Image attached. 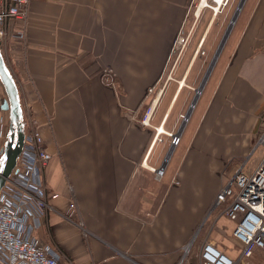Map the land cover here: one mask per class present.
<instances>
[{"label":"crops","instance_id":"obj_1","mask_svg":"<svg viewBox=\"0 0 264 264\" xmlns=\"http://www.w3.org/2000/svg\"><path fill=\"white\" fill-rule=\"evenodd\" d=\"M191 3L32 0L25 21L7 23L24 39L1 51L51 155L42 171L49 208L35 236L61 264H201L208 242L236 264H264L259 248L240 257L226 201L215 204L236 171L250 173L264 157V0L245 1L160 179L163 135L178 131L199 85L197 74L188 91L187 78L217 14L177 85L159 96L151 125L139 121L177 33L196 24ZM8 124L0 110L1 145ZM70 201L86 232L64 218Z\"/></svg>","mask_w":264,"mask_h":264},{"label":"built area","instance_id":"obj_2","mask_svg":"<svg viewBox=\"0 0 264 264\" xmlns=\"http://www.w3.org/2000/svg\"><path fill=\"white\" fill-rule=\"evenodd\" d=\"M31 1L0 0V49L5 47L10 38L24 39L22 31L8 32L7 23L11 20L25 21ZM224 2L226 4L228 0ZM191 6L194 7L195 20L202 10L210 9L216 14L214 0H192ZM194 24L195 21L188 31L180 28L173 42L167 66L172 62V67H176L192 40ZM170 78L168 76L167 80ZM164 89L165 85H156L147 90L150 105L140 120L142 125H151L155 106ZM4 99L5 93L0 83V105ZM182 115L180 114L181 117ZM23 118V147L15 169L0 191V264H61L58 253L47 242L35 236L41 224L40 220L49 208L44 200L42 171L51 155L44 148L39 123L29 111ZM155 129L158 136L159 129ZM165 134L172 138L171 144L179 143L177 133ZM3 145L0 143V154ZM154 171L160 179L163 168ZM225 201L224 214L235 222L233 237L242 243L240 257H250L255 248L264 253V157L250 173L240 169L236 171L217 194L215 204ZM75 211V203L70 201L63 216L84 230L83 224L75 219ZM186 252L185 248V255ZM199 257L201 264H236L234 259L209 242L202 246ZM177 264H184V258Z\"/></svg>","mask_w":264,"mask_h":264},{"label":"water","instance_id":"obj_3","mask_svg":"<svg viewBox=\"0 0 264 264\" xmlns=\"http://www.w3.org/2000/svg\"><path fill=\"white\" fill-rule=\"evenodd\" d=\"M246 0H240L231 19L206 67V70L199 82L197 89L191 99V102L186 110V113L180 122L178 127L177 135L180 136L191 112L197 103L199 95L203 90L205 83L207 82L219 56L220 53L235 25V22L242 10ZM0 83L5 93V99L0 105V110L7 111L9 116L8 131L6 135V140L4 142L1 155H0V191L5 185L6 180L10 177L11 173L16 167L17 159L21 153L23 143H24V118H23V108L20 99L19 90L15 78L7 65L2 51L0 49ZM173 145H170L168 151L163 160V168L167 161L169 160Z\"/></svg>","mask_w":264,"mask_h":264},{"label":"rangeland","instance_id":"obj_4","mask_svg":"<svg viewBox=\"0 0 264 264\" xmlns=\"http://www.w3.org/2000/svg\"><path fill=\"white\" fill-rule=\"evenodd\" d=\"M215 3L218 0H214ZM240 0H228V2L226 4H222V7L220 9V11L216 14L213 13L212 10L210 9H206V10H202L198 16V18L196 19V24H194V28H193V35H192V40L190 41L188 47L185 49V51L183 52L182 56L180 57L179 61L177 62L176 67H172V62H169V65L166 66L165 72L163 73V75L161 76V79L159 80V84H157L158 86H163L165 85V88L168 87L169 84L173 85L177 83L175 82L176 80L180 79L183 76V72L185 71L187 64L189 63L190 57L192 55V53L196 50L197 48V44L199 41V34L203 32V30L205 28L208 29V23L211 20V17L215 16V21L213 23V25L211 26V28L208 31V34L205 38L204 44L201 47L200 51H199V56L197 58V60L195 61V66L194 68H192L191 74L189 75V77L187 78V83L190 85V89H188V91L193 92L192 90H195L197 87V82L195 83V79L198 74L197 77V81L198 83L200 82L206 67L231 19V16L233 15L238 3ZM193 12H194V7L192 10V16L190 15L189 18L190 19H194L195 17L193 16ZM191 14V13H189ZM193 24V21H192ZM233 31V30H232ZM168 76H170L171 78L167 80ZM156 86V85H153ZM157 89V88H156ZM165 91V89H164ZM186 91L184 90L182 93V96H185ZM195 93V92H194ZM193 96L190 97V100L188 101V106L191 102ZM154 98V96H153ZM150 105V103H149ZM147 104V106H144L143 109V113H141V117L139 118V121L142 119V116L144 114V112L146 111V109L149 106ZM187 110V109H186ZM186 111L184 113H181V115H185ZM162 113L160 112V115ZM180 121H182L183 118H181V116H179ZM190 117V116H189ZM179 121V123H180ZM180 125V124H179ZM171 131H167V133H170ZM177 133V131H176ZM159 135V133H158ZM180 138V136H179ZM163 140H165V147L169 148V145H173L172 143V138L166 134L163 135ZM179 144V143H178ZM177 144V145H178ZM177 145H173V146H177ZM245 170V169H244ZM246 171V170H245ZM234 187V186H233ZM188 258V257H187ZM186 259H184V261H186V263L189 264V261ZM192 260V259H191ZM251 262L250 264H256L255 257L251 258Z\"/></svg>","mask_w":264,"mask_h":264},{"label":"bare ground","instance_id":"obj_5","mask_svg":"<svg viewBox=\"0 0 264 264\" xmlns=\"http://www.w3.org/2000/svg\"><path fill=\"white\" fill-rule=\"evenodd\" d=\"M220 1L222 2V0H219L218 3H215V6H214V11H215V12H217L218 9H219V7H220V6H219ZM223 1H224V0H223ZM220 5H221V3H220ZM183 117H184V115H182L181 118H183ZM160 131L163 132V129H160Z\"/></svg>","mask_w":264,"mask_h":264},{"label":"trees","instance_id":"obj_6","mask_svg":"<svg viewBox=\"0 0 264 264\" xmlns=\"http://www.w3.org/2000/svg\"><path fill=\"white\" fill-rule=\"evenodd\" d=\"M216 18V17H215ZM215 18H214V21H215ZM214 21H213V23H214ZM213 23L211 24V26L213 25ZM211 26H210V28H211ZM208 34V33H207ZM205 41V40H204ZM203 44H204V42H203ZM203 46V45H202ZM197 60V59H196ZM179 141H180V138H179Z\"/></svg>","mask_w":264,"mask_h":264}]
</instances>
